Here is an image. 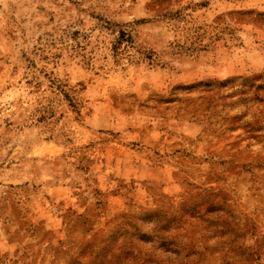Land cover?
<instances>
[{
  "label": "rangeland",
  "instance_id": "374dc122",
  "mask_svg": "<svg viewBox=\"0 0 264 264\" xmlns=\"http://www.w3.org/2000/svg\"><path fill=\"white\" fill-rule=\"evenodd\" d=\"M0 264H264V0H0Z\"/></svg>",
  "mask_w": 264,
  "mask_h": 264
}]
</instances>
